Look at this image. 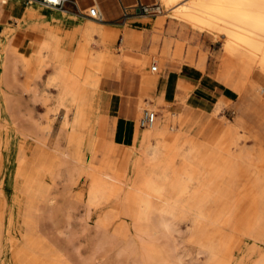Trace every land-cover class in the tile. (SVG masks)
<instances>
[{
  "label": "rangeland",
  "instance_id": "374dc122",
  "mask_svg": "<svg viewBox=\"0 0 264 264\" xmlns=\"http://www.w3.org/2000/svg\"><path fill=\"white\" fill-rule=\"evenodd\" d=\"M155 2L160 6L156 13L141 15L129 10L120 19L119 28L103 26L88 16V10L78 16L79 19L69 16L72 22L64 19L67 16L65 12L43 5L39 6L47 13L55 12L62 19L52 20L46 15H37L31 19L26 14L17 17L11 11L9 16L8 13H3L4 10H0V36L6 44V53L0 52V187L7 201L5 213L3 212L5 230L0 259L2 264H30L32 259L35 264H147L144 236L135 225L139 209L132 199L124 195L127 192L100 199L97 205L101 210H89L86 204L87 194L92 186V170L105 169L125 177L132 159L122 166L109 165L96 150L104 136L110 133L103 126L105 109L99 108L98 104L100 100L107 99L106 93H118L126 101L134 98L143 76V71L135 68V60L148 57L145 76H158L162 69L156 60L164 56V48L161 54L159 50L165 44L169 51L172 46L176 52L173 80L178 83L184 80L186 86L197 90L194 103L214 120L230 124L237 136H251L246 143L247 147H254V155L257 153L255 144L258 148H264V82L258 76L249 77L242 67L226 56L223 39H211L208 36L203 38L186 32L158 0H154ZM10 3L15 2L8 0L5 10ZM26 3L27 1L17 0V5ZM131 20L139 25L144 43L125 51V57L118 51L122 34L120 28ZM90 27L99 30L112 28L116 36L107 47L101 36H91L90 45L85 48L84 53L100 54L107 51L109 46L107 53L110 56L115 53L114 56L123 61L109 76L97 72L100 86L94 90L91 110L95 130H82L86 138L81 153L85 162L83 171L79 170L75 162L62 158V152L67 147V121L72 119L73 112L67 114L66 105L58 97L57 86L49 84L48 79L54 71V64L70 66L81 72L90 71L80 60L82 57L74 61L72 38L73 31L87 32ZM28 29L36 31L35 36L33 39L29 37L30 40H22L18 34ZM43 40L48 41V58L44 62V68L32 73V70L25 68L18 53L31 55V48L35 46L33 42ZM180 45L182 50L179 51ZM152 66H157L158 71L152 72ZM164 71L166 70L163 69L162 72ZM178 92L176 87L170 95ZM186 93V90L180 88L175 102L164 101L160 106L146 98L148 103L143 102L138 110V129L146 132L151 130L150 127L142 128L139 125L144 109L155 111V124L161 122L160 126L164 127L162 121L166 115L172 117L173 111L185 107L182 100ZM219 100H223V103L218 104L217 113H212ZM177 128L178 125L173 123L169 132L176 133ZM155 130L157 131L156 126ZM109 135L113 138L112 134ZM256 138L260 144L255 141ZM198 139L202 143L198 150L200 153L192 154L188 146H184V150L190 162L206 173L198 183L194 181L190 185L189 193L183 196V200L191 212L205 210L207 218L195 219L193 213L182 216L177 212L175 218H169L172 223L169 230L151 235L150 239L154 238L153 243L156 245L155 250L163 252L162 257L155 251L152 259L156 261L155 264H210L206 249H211L230 264H252L253 258H249L246 249L254 241L250 236L240 234L239 220L234 225V206L243 186L247 185L251 172L255 170L256 162L252 160L251 164H242L227 150L229 154L221 152L214 144L203 143L200 136ZM177 143L171 147L172 151L181 148L184 141L180 139ZM241 143L243 145L244 139H241ZM138 150L141 151L142 147ZM138 150L133 147L132 157ZM164 156L169 160L174 157ZM61 162L63 166L60 165ZM173 164L179 168L180 157H176ZM47 196L54 200L47 201ZM194 199L200 201L201 207L192 203ZM31 202L34 209L28 207ZM105 215L110 220L118 218L126 223L125 229L129 231L124 233L126 235L123 234L124 237L116 235L112 238L110 231L99 226V218L102 219ZM221 223H225L223 227ZM107 237H110L109 240ZM22 249L28 254L18 261L14 251ZM261 252H264V244L258 250V253ZM160 261L162 262L159 263Z\"/></svg>",
  "mask_w": 264,
  "mask_h": 264
},
{
  "label": "bare ground",
  "instance_id": "6f19581e",
  "mask_svg": "<svg viewBox=\"0 0 264 264\" xmlns=\"http://www.w3.org/2000/svg\"><path fill=\"white\" fill-rule=\"evenodd\" d=\"M158 2L166 8L173 20L183 23L211 39H223V49L226 56L236 65L242 67L243 72L249 77L258 76L264 82V0H158ZM7 3L8 0H0V10H5L4 6ZM24 5L22 15L26 14L31 19H34L37 15H46L52 20L62 19V16L55 12L47 13L39 6L43 4L27 1ZM20 6L16 5L15 13ZM43 6L54 10L60 9ZM93 35L101 36L104 45L107 47L111 40L115 39L116 32L112 28L99 30L96 27H90L87 32L83 30L73 31L74 61L82 57L80 60L83 61V65L90 69L89 72H81L70 66L54 64V71L48 79L49 84L57 86L58 97L66 105L67 114L71 111L73 112L72 119L67 121V147L62 152V158L64 157L65 161L75 162L80 168L79 170L83 169V171L85 162L82 160L80 153L85 134L82 130L89 125L91 127L94 125L91 110L93 108L92 98L94 90L100 86V78L97 72L102 74L106 65L113 61V58L107 53L109 46L107 51L100 54L84 53L85 48L90 45L89 38ZM128 36L129 34L127 33L125 45L128 43ZM33 44L35 46L31 48V55H25L22 52L18 53L19 57L24 61L25 68L32 70V73L39 70V68H44V62L48 58L49 50L47 40L33 42ZM5 47L6 44L3 43L0 36V52L5 54ZM143 102L144 100L140 99L138 110L141 109ZM213 112L217 113V110H213ZM90 126L88 129H91ZM230 126V124L225 125L224 122L215 121L211 127L212 131L205 136V140L219 145L246 164H251L252 160L256 162L255 170L253 173L251 172L252 175L247 185L243 186L240 195L235 200L234 225H237L239 220L240 234L250 236L254 241L253 245L246 249V254H248L249 258H253L252 264H264V252L258 253V250L264 244V148H258L255 144L257 153L254 155L252 150L254 147H247L246 143L251 137L237 136V133L233 132ZM149 127L151 130L149 132L145 131L135 145L136 150L141 147L142 150H138L137 154L132 157L128 174L125 177L121 176V178L118 173L105 169L94 172L92 170L90 175L92 186L87 194L88 203L86 205L89 210L92 208H95L96 211L101 210L97 205L100 199L111 198L117 194L120 195L123 191L127 192L124 195L132 199L139 209L135 217V225L142 233V236H144V249L147 255L146 263L155 264L156 261H153L152 257L156 251V245L153 243L154 238L150 239L151 235L169 230L172 225L169 218H175L177 212L181 213L182 216L193 213L196 217L195 219L201 220L207 218V214L202 209L197 212H191L188 204L183 200V196L189 193L190 185L194 181L198 183L204 173L186 160L184 147L173 157V160L165 158L164 152L159 146V141L155 139V122ZM195 138L196 136L190 137L187 144L191 145ZM241 139H244L243 145ZM176 157H180L181 160L179 168L173 164ZM61 160L63 162V159ZM62 162L60 165L63 166ZM89 170H91L90 167ZM5 199L4 191L0 187V259L3 251L2 238L5 230L3 220L5 202H7ZM46 199L47 201L54 200L49 199L48 196ZM157 203H161V205ZM192 203L201 207L200 201L194 199ZM248 203L251 204L248 206ZM28 207L34 209L33 202ZM99 219V226L105 231L112 233L110 237L116 235L122 237L124 233L129 231L125 229L127 228L124 225L126 223L118 218L110 220V217L105 215L104 218L101 219L100 217ZM224 224L221 223V226L223 227ZM110 237H107V239L109 240ZM237 249L239 250L240 248L238 247ZM206 250L209 254L210 264L231 263L223 261L213 250ZM14 252H16L15 256L18 261L28 254L23 249ZM156 252L160 255L163 254L162 251ZM2 263L0 262V264ZM30 264H35V261L32 259Z\"/></svg>",
  "mask_w": 264,
  "mask_h": 264
},
{
  "label": "crops",
  "instance_id": "0c3cea01",
  "mask_svg": "<svg viewBox=\"0 0 264 264\" xmlns=\"http://www.w3.org/2000/svg\"><path fill=\"white\" fill-rule=\"evenodd\" d=\"M22 1L25 2L26 0ZM14 2L15 3H10L7 8L8 10L3 11L4 14L6 13V15L9 14L10 16L11 12L15 13L17 0H14ZM34 2L41 4L39 1ZM138 2L149 5L153 4L154 0H67L64 6L57 10L65 12L67 16L64 19L71 21L69 16H75L78 18V16L84 14L90 7H96L102 16V21L97 20L99 23H101L103 26L119 28L118 26L121 25L119 24L120 19L124 17L129 10H133V6ZM24 6L25 5H21L18 11L15 13L17 17H20L22 15ZM9 10H11V12ZM178 23L184 28L186 32L189 31L193 35L205 38L202 33L193 30L191 27L183 23ZM138 26V24H135V22H132L131 20L130 22L127 21L122 26V28H120L122 34L121 45L118 46V51L122 52V56L126 57L127 55L125 54V51H129L132 48H137L144 43V38L139 32L140 29ZM144 26L146 27L147 25ZM35 33L36 31L28 29L21 32V34H18V36L20 35L22 40H30L29 37L33 39ZM127 33L129 34V39L128 43L125 45L124 42L126 41ZM163 48L164 56L161 57V59H157L156 61L159 62L161 69H164L166 71L162 72L161 70L158 76L149 78L145 76V74H147L146 67L148 65L149 58L143 57L139 59L137 57L138 60H135L134 66L137 70L143 71V76L140 80L137 95L134 98L126 101L118 93H106L107 99L100 100L98 104L99 108L105 109L106 114L104 115L103 126H105L110 133H107L104 136V139L99 143V145H97L96 150L102 154L103 160L109 165L119 164L120 166H122L124 163L130 160L133 154V147H135V145L145 133L144 130L138 129L137 127V115L140 99H143L145 103H148L146 101V98H149L152 101H155L157 106H160L164 101L175 102L180 92V88L187 91L185 98L182 100V103L185 104V107L176 111L177 113L173 111L172 117L166 115L162 121L164 122V127L160 126L161 122L155 124L157 129L155 133V139L159 141L161 150L166 155L175 156L182 147L188 146V149L192 151V154L200 153L198 150L200 144L202 143H200L198 139L199 136L203 138V143L212 144L205 140V136L212 131L211 127L216 120L203 112L201 108L194 103L195 93L197 92L196 89L186 86L184 80H180L179 83L173 80L172 70L174 66V53L176 52L173 51L172 46L171 51H169L168 45L165 44V47L163 46L162 49L159 50L160 54L162 53ZM178 50H182L181 45L178 46ZM114 54L111 55V57L113 58L112 63L106 65L105 69L102 71V75H111V73L113 71H116L119 64L123 61L122 58H116ZM176 87H178L179 92L175 95H170L171 91H173V89ZM220 102L223 103V100H219L215 103L212 109V113H214L213 110H217L218 104ZM105 105L107 106L106 108ZM197 112L200 113L197 114ZM112 116L114 120H112ZM173 123L178 125L176 133L169 132ZM89 126L87 127V130L89 132L95 130V124L93 125V127L90 126L91 129H88ZM109 134H112L113 138H111ZM192 136H196V138L191 145H188L187 141ZM85 139L86 138L84 135L81 153L83 150ZM180 139L184 141L182 147L178 148L176 151H172L173 148L171 147H173L174 145L176 146L178 144L177 142ZM255 141L259 143L258 138H256ZM215 146L221 152L228 153L219 145ZM93 156L94 152L92 153V157ZM185 158L189 163H191L186 151ZM235 160L241 162L242 164H246L240 159L235 158ZM203 173L205 174L206 172Z\"/></svg>",
  "mask_w": 264,
  "mask_h": 264
},
{
  "label": "built area",
  "instance_id": "2783aa9c",
  "mask_svg": "<svg viewBox=\"0 0 264 264\" xmlns=\"http://www.w3.org/2000/svg\"><path fill=\"white\" fill-rule=\"evenodd\" d=\"M26 1L28 2L39 1L41 4L47 7L62 8L67 0H26ZM159 9L160 6L157 4V2L149 5H145L142 4L141 2H138L133 6L134 12L141 15L153 14L156 13ZM88 11H89L88 13L89 17L102 21V16L96 7H90ZM151 71L157 72L158 67L152 66ZM156 117H157V113L155 111L144 109L142 111L141 117L139 118L140 127L146 128L151 126L155 122Z\"/></svg>",
  "mask_w": 264,
  "mask_h": 264
}]
</instances>
